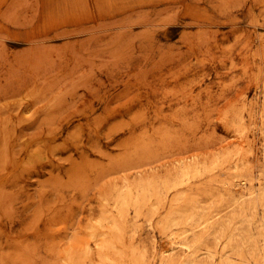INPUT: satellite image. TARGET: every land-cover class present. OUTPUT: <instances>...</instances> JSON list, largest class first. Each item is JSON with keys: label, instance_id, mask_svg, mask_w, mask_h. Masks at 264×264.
Wrapping results in <instances>:
<instances>
[{"label": "rangeland", "instance_id": "374dc122", "mask_svg": "<svg viewBox=\"0 0 264 264\" xmlns=\"http://www.w3.org/2000/svg\"><path fill=\"white\" fill-rule=\"evenodd\" d=\"M60 1L0 0V264H264V0Z\"/></svg>", "mask_w": 264, "mask_h": 264}, {"label": "bare ground", "instance_id": "6f19581e", "mask_svg": "<svg viewBox=\"0 0 264 264\" xmlns=\"http://www.w3.org/2000/svg\"><path fill=\"white\" fill-rule=\"evenodd\" d=\"M1 3L2 2H0V4ZM56 6H57L59 12H64V13L67 12V13H70L71 16H74L75 14H78L79 11H80V8H82L80 5H78L76 0H61L60 3L57 4Z\"/></svg>", "mask_w": 264, "mask_h": 264}]
</instances>
